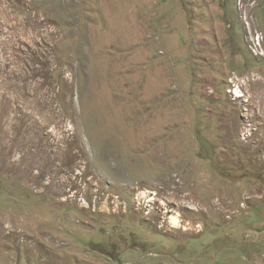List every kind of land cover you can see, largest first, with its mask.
<instances>
[{"label":"rangeland","instance_id":"rangeland-1","mask_svg":"<svg viewBox=\"0 0 264 264\" xmlns=\"http://www.w3.org/2000/svg\"><path fill=\"white\" fill-rule=\"evenodd\" d=\"M0 264H264V0H0Z\"/></svg>","mask_w":264,"mask_h":264},{"label":"bare ground","instance_id":"bare-ground-1","mask_svg":"<svg viewBox=\"0 0 264 264\" xmlns=\"http://www.w3.org/2000/svg\"><path fill=\"white\" fill-rule=\"evenodd\" d=\"M4 110V109H3Z\"/></svg>","mask_w":264,"mask_h":264}]
</instances>
